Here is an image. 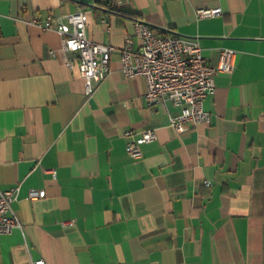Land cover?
<instances>
[{"label":"crops","instance_id":"obj_1","mask_svg":"<svg viewBox=\"0 0 264 264\" xmlns=\"http://www.w3.org/2000/svg\"><path fill=\"white\" fill-rule=\"evenodd\" d=\"M106 1L0 0V189L20 187L21 224L0 235V264H264V0H111L136 19ZM79 11L89 39L115 48L91 98L60 35L29 23ZM137 22L197 39L212 66L234 52L209 124L179 134L174 105L148 107L146 80L123 75ZM144 130L157 139L133 159L125 133Z\"/></svg>","mask_w":264,"mask_h":264},{"label":"built area","instance_id":"obj_2","mask_svg":"<svg viewBox=\"0 0 264 264\" xmlns=\"http://www.w3.org/2000/svg\"><path fill=\"white\" fill-rule=\"evenodd\" d=\"M218 14L220 9L197 11L200 19ZM88 22V14L79 11L59 17L50 14L45 19H33L29 23L60 35L63 52L67 55L65 64L71 71H78L84 81L85 95L91 98L111 72V56L115 48L89 39ZM135 38L141 42L138 48L135 47ZM135 38H128L121 50V68L128 79L142 77L146 80L147 106L171 102L177 111L170 116V126L179 134L187 132L192 125L209 124L211 116L205 110L204 102L216 91V74L234 71V52L224 50L219 64L212 66L203 56L197 39L181 35L161 36L143 22L135 24ZM125 135L132 138L126 150L133 159L143 157V144L157 139L155 130H144L138 137L133 131ZM19 190V186L6 191L0 189V235L11 234L21 228V224L12 215V204ZM29 195L32 200L40 199L45 197V192L32 190ZM32 264L49 263L40 258Z\"/></svg>","mask_w":264,"mask_h":264},{"label":"trees","instance_id":"obj_3","mask_svg":"<svg viewBox=\"0 0 264 264\" xmlns=\"http://www.w3.org/2000/svg\"><path fill=\"white\" fill-rule=\"evenodd\" d=\"M82 6L85 7L86 4L82 3ZM97 6L101 7L103 10L111 11L113 13H117V14L122 15L124 17L136 19L135 18L136 15L134 13L130 12V10H128L127 8H114L111 0H107L105 3L98 2Z\"/></svg>","mask_w":264,"mask_h":264}]
</instances>
